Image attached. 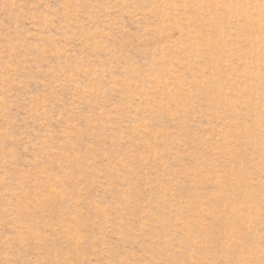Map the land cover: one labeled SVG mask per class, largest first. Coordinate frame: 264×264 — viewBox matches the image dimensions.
<instances>
[{"label":"rangeland","instance_id":"rangeland-1","mask_svg":"<svg viewBox=\"0 0 264 264\" xmlns=\"http://www.w3.org/2000/svg\"><path fill=\"white\" fill-rule=\"evenodd\" d=\"M0 264H264V0H0Z\"/></svg>","mask_w":264,"mask_h":264}]
</instances>
